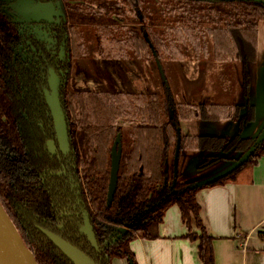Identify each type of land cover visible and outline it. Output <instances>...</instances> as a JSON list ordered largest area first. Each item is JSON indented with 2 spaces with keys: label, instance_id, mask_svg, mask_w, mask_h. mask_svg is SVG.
I'll use <instances>...</instances> for the list:
<instances>
[{
  "label": "trees",
  "instance_id": "trees-1",
  "mask_svg": "<svg viewBox=\"0 0 264 264\" xmlns=\"http://www.w3.org/2000/svg\"><path fill=\"white\" fill-rule=\"evenodd\" d=\"M264 2V0H262ZM66 22L51 30L55 58L62 45L67 58L60 90L71 154L63 161L47 142L54 140L49 111L41 96L46 63L56 71L44 43L22 25L0 16V205L36 264H72L44 232L58 236L96 264L125 259L135 264L129 245L137 238L155 240L165 211L176 206L197 243L201 264H215L212 242L202 222L194 182L174 175L172 160L177 139L180 153L244 154L255 139L242 138L254 119V106L206 105L177 102L168 88L162 93L126 94L76 90L67 86L74 62L86 57L85 31L93 30L117 46L118 57L148 62L163 72L161 63L175 51L190 47L197 58L242 65L243 95L248 99L247 66L256 58L257 24L264 5L256 0H62ZM178 42L176 45L175 43ZM33 48V49H32ZM184 49V50H186ZM178 53V52H177ZM131 56V55H130ZM157 61V63H156ZM65 72V73H64ZM130 125H117L119 118ZM238 120L233 138L184 136L181 120ZM179 131V134H178ZM119 136L117 185L107 206L110 150ZM264 156V142L242 166L250 168ZM205 168L223 156H207ZM167 161L170 162L167 168ZM236 161V158L231 160ZM67 167L77 183L80 207L93 230L97 249L83 234L78 206L63 174ZM241 167V168H242ZM170 168V169H169ZM240 168V169H241ZM216 185L234 182L237 172ZM241 172V171H239ZM193 227L197 232H193Z\"/></svg>",
  "mask_w": 264,
  "mask_h": 264
},
{
  "label": "crops",
  "instance_id": "crops-1",
  "mask_svg": "<svg viewBox=\"0 0 264 264\" xmlns=\"http://www.w3.org/2000/svg\"><path fill=\"white\" fill-rule=\"evenodd\" d=\"M248 72L247 101L254 106V119L246 125L243 135L255 139L264 127V20L257 24L256 59L248 65ZM239 113L244 114V106ZM179 128L184 136L230 139L238 132V120H181ZM240 174L234 182L214 185L196 194L202 222L214 239L215 264H264V156ZM192 231L197 232L194 227ZM186 235L187 228L178 208L171 206L158 226V238H137L130 243L129 249L135 264H201L197 243L186 239ZM126 262L125 259H113L111 264Z\"/></svg>",
  "mask_w": 264,
  "mask_h": 264
},
{
  "label": "rangeland",
  "instance_id": "rangeland-1",
  "mask_svg": "<svg viewBox=\"0 0 264 264\" xmlns=\"http://www.w3.org/2000/svg\"><path fill=\"white\" fill-rule=\"evenodd\" d=\"M101 39L99 47L94 31L88 29L85 31L86 57L72 64L71 76L73 77L69 88L108 92L142 91L144 93H162L165 88H168L177 102L238 105L246 102L243 95L242 65L235 62L218 64L213 61L210 42L208 44L209 56L206 59H201L197 65L184 62L183 68L178 61L163 63V77L152 64L133 59L131 53L127 54L129 60L122 61L123 59L118 58L117 45L113 42H106L104 38ZM250 92H252V87ZM119 123L122 124V122ZM195 155H202V157L194 162ZM209 155L219 157L217 153L212 152H181L177 168L178 180L194 182V184L202 183L222 173L223 167L231 164V160L237 157L236 153L228 152L225 159L217 160L205 168L198 169V164ZM169 165L170 162L167 161V168ZM245 169L249 168L242 167L239 171ZM239 171L238 174L241 173Z\"/></svg>",
  "mask_w": 264,
  "mask_h": 264
},
{
  "label": "water",
  "instance_id": "water-1",
  "mask_svg": "<svg viewBox=\"0 0 264 264\" xmlns=\"http://www.w3.org/2000/svg\"><path fill=\"white\" fill-rule=\"evenodd\" d=\"M257 1L264 4V2L261 0H257ZM54 10L55 8L53 6L52 7L48 6L44 9L43 8L41 9L43 13H46V16H49L48 18L58 17L60 15V13L58 12H57L58 15L55 14ZM29 20L30 19L28 18L25 19V21H29ZM33 22H39V20H34ZM48 85L50 91L49 92L44 91L45 101L51 112L59 147L63 153H66L68 150V140H67L64 116L61 111V106L59 103V80L51 70L49 71ZM245 100L246 102L243 104V106L248 103L247 101L248 99ZM250 105L252 104L250 103ZM244 129L241 133L242 138H246L243 135ZM211 137H216V136H211ZM263 142H264V127L260 130L257 137L255 138V143L244 154L239 155L236 153L237 154L236 161L232 162L231 164L225 165L222 169L223 171L222 173L202 183L193 184L190 186V188L195 190V189H201L202 187L205 186L214 185L219 180L237 171L249 160V158L255 152L256 146L262 144ZM217 154L219 155V157L223 156L224 158H226L225 156L226 154H222V153H217ZM179 157H180V141L179 139H177L176 148L173 156L174 175L177 174ZM201 157H199L198 155V158ZM198 158L196 157L194 162H197ZM119 161H120V146H119V136H117L111 149L110 174H109V184L107 191V206L111 204L114 193L116 191ZM182 182L188 183V181H182ZM82 232L87 237V240L91 244V246L94 249H97L93 231L87 220L85 221V225L84 228L82 229ZM44 233L49 238V240L54 244V246L57 249H59L60 252L72 264H96L85 253H83L75 246L71 245L69 242H66L62 238L49 234L47 232ZM0 264H36L31 252L24 246L14 226L8 219L5 212L3 211L1 205H0Z\"/></svg>",
  "mask_w": 264,
  "mask_h": 264
},
{
  "label": "flooded vegetation",
  "instance_id": "flooded-vegetation-1",
  "mask_svg": "<svg viewBox=\"0 0 264 264\" xmlns=\"http://www.w3.org/2000/svg\"><path fill=\"white\" fill-rule=\"evenodd\" d=\"M48 6H51V7L53 6L55 8L54 13L57 14V12H58V13H60V15L58 17L48 18L49 16H46V13H43L41 11L42 8L44 9ZM0 16L5 17L6 19L10 20L11 22H13L15 24L22 25L24 27V29H27L31 34L34 35V37L38 41H40V42L44 43V45H46V49L49 51L48 56L50 57V60H52L54 58L55 62L60 63V68L58 67V70L61 68L66 69L67 58L65 56V50L63 47V40H62V45L59 48V53H58L57 58L54 57L55 51H53V52L51 51V48L54 47V42H53L54 40L52 39L53 37H51V30H54V27H59L66 22L65 6H64V3L62 2V0H0ZM26 18H28L30 20L25 21ZM34 20H39V22H33ZM175 44L177 45L178 42H176ZM184 49H186V48H184ZM184 49H182V53L184 55H181L179 53V51H175L176 53L178 52L177 53L178 55L174 52L175 55L172 58L164 60L161 63V66L163 65V63L165 64L166 62H171V61L180 62L182 65V68L184 66V62H188L192 65L193 64L197 65V63L199 64L200 59L196 57V55L191 50V48L188 47L186 50H184ZM191 53L193 54L192 56H191ZM107 57H112V56H107ZM206 58H204V59H206ZM122 61H125V60H122ZM253 62H251V63H253ZM156 63H157V61H156ZM235 63H239V62H235ZM218 64H223V63H218ZM159 68H160V65H158V71L164 77V72H161V70ZM162 69H163V67H162ZM50 70L53 71V73L57 76V78L59 80V103L61 106V111H62L63 116H64L66 133H67V140H68V150L66 153H63L59 147L57 137H56V133H55V129H54L53 119L51 116V112L49 110V107L46 104L45 96H44V91H48V92L50 91L49 85H48V77H49V71ZM71 70H72V66L70 69V75H69L68 80H67V86L68 87H69L70 81L73 77V76H71V74H72ZM247 70H248V66H247ZM45 76H46L45 77V87H43L41 89L40 93H41L43 101H44V103H45V105L49 111V114H50V117L52 120L53 131H54V140L48 141L47 146L54 154L59 153L61 155V157L63 158L62 160L66 162L68 160L70 154H71V147H70V142H69V137H68L65 115H64V112L62 109L61 99H60V90H61V86L63 83L61 76H63V73L61 70L56 71L54 68H52L50 65H48L46 63V75ZM81 91H83V90H81ZM89 91H95V90H89ZM95 92H97V91H95ZM119 93H121L123 95V99H124V96L126 94H139V93L145 94L142 91H137V92H134V91H132V92L127 91L126 92V91H124V92H119ZM128 121L129 120H127L126 118H123V117L119 118L117 120V125L121 126L123 128H127L130 125V123ZM119 122H122V124H120ZM112 146H113V144H112ZM112 146H111V149H112ZM110 160H111V150H110ZM172 167H173V160H172ZM63 174L67 177V183L69 185L70 192L73 195L75 205L78 206V214L81 215V218L83 221V226L81 227V230H82L84 228L85 221L87 220L89 223V219L87 218L86 213L80 207V201L78 199V192H77V188H78L77 186L78 185H77L75 179L70 175L67 167L65 168V171ZM89 225H90V223H89Z\"/></svg>",
  "mask_w": 264,
  "mask_h": 264
}]
</instances>
